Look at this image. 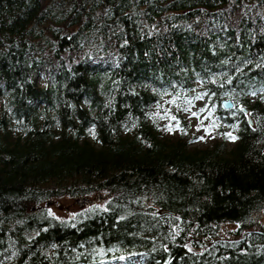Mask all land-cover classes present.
Here are the masks:
<instances>
[{"label":"trees","instance_id":"trees-1","mask_svg":"<svg viewBox=\"0 0 264 264\" xmlns=\"http://www.w3.org/2000/svg\"><path fill=\"white\" fill-rule=\"evenodd\" d=\"M263 30L264 0H0V264H264Z\"/></svg>","mask_w":264,"mask_h":264},{"label":"rangeland","instance_id":"rangeland-1","mask_svg":"<svg viewBox=\"0 0 264 264\" xmlns=\"http://www.w3.org/2000/svg\"><path fill=\"white\" fill-rule=\"evenodd\" d=\"M187 115L191 116L190 119L193 123L194 126L197 125L198 123V117H196V115L194 113H188ZM208 121L207 119L205 120V124H207ZM214 129L209 128L207 130V126H204L201 130V132L203 133V140L199 143H207L210 141V136L211 133H216L217 131L214 132ZM52 203L51 205H48V207H50V210L53 214H56L60 217H68L70 215H73L74 213H76L78 210H82L81 207L85 208L83 206H81L79 208V205L70 198H62V199H58L56 201H52L50 200ZM49 202V201H48ZM102 201H99V204H101V206H103ZM256 220H257V225H256V229L260 228L261 226L264 225V209H262L261 211H259L256 215ZM237 228H239V225L233 222H227V223H223L220 228H219V233H218V237L219 238H227V237H231V232L235 231ZM254 229V228H253ZM213 237L212 236H204L201 240H197L195 242H192V240H190L191 244H195V243H199V246H203V245H208L211 243ZM201 248V247H200ZM118 260L116 261L117 264H127L125 259L122 257L117 258ZM135 264H139V263H135Z\"/></svg>","mask_w":264,"mask_h":264},{"label":"water","instance_id":"water-1","mask_svg":"<svg viewBox=\"0 0 264 264\" xmlns=\"http://www.w3.org/2000/svg\"><path fill=\"white\" fill-rule=\"evenodd\" d=\"M223 106L227 109L232 108L234 106V103L232 100H224L223 101ZM245 111H248L247 108L244 107ZM250 121L253 122L251 115H249ZM98 199H103L102 195H98L97 196ZM97 198H90L87 196H81V197H77L75 199V202L79 205V206H83V205H89V204H93L97 201ZM51 201L48 202V205H51ZM35 209V208H34ZM168 212L167 210H161V213H166ZM173 214H175L174 212H172Z\"/></svg>","mask_w":264,"mask_h":264},{"label":"bare ground","instance_id":"bare-ground-1","mask_svg":"<svg viewBox=\"0 0 264 264\" xmlns=\"http://www.w3.org/2000/svg\"><path fill=\"white\" fill-rule=\"evenodd\" d=\"M259 29H260V28H259ZM261 29H262V28H261ZM261 29H260V31H262ZM254 31H255V30H254ZM258 31H259V30H258ZM263 31H264V30H263ZM255 34H256V32H255ZM258 35H259V34H258ZM30 37H31V36H30ZM263 37H264V36H263ZM32 38H34V36H33ZM260 43H261V42H260Z\"/></svg>","mask_w":264,"mask_h":264}]
</instances>
